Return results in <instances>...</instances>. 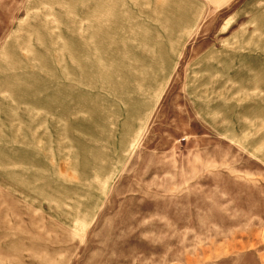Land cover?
Here are the masks:
<instances>
[{"label":"rangeland","instance_id":"374dc122","mask_svg":"<svg viewBox=\"0 0 264 264\" xmlns=\"http://www.w3.org/2000/svg\"><path fill=\"white\" fill-rule=\"evenodd\" d=\"M0 264H264V0H0Z\"/></svg>","mask_w":264,"mask_h":264}]
</instances>
